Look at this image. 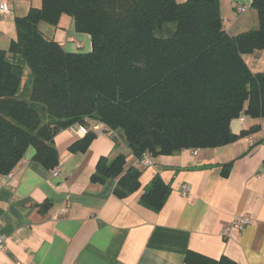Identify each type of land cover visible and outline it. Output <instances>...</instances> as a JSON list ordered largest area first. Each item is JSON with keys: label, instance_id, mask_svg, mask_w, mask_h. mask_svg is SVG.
I'll use <instances>...</instances> for the list:
<instances>
[{"label": "trees", "instance_id": "16d2710c", "mask_svg": "<svg viewBox=\"0 0 264 264\" xmlns=\"http://www.w3.org/2000/svg\"><path fill=\"white\" fill-rule=\"evenodd\" d=\"M15 19L17 38L0 50V177L33 160L47 170L60 163L55 137L83 126L87 133L69 151L85 153L102 125L137 159L217 149L259 132L235 134L241 117L264 119V73L242 58L264 50V0H252L258 27L227 33L220 0H41ZM91 37L92 51L68 53L40 29H59L64 18ZM127 157H101L91 181H117L125 200L142 188V171ZM231 163L223 165L226 170ZM172 188L157 175L141 195L154 212ZM186 264H237L189 251Z\"/></svg>", "mask_w": 264, "mask_h": 264}, {"label": "crops", "instance_id": "0c3cea01", "mask_svg": "<svg viewBox=\"0 0 264 264\" xmlns=\"http://www.w3.org/2000/svg\"><path fill=\"white\" fill-rule=\"evenodd\" d=\"M2 2L11 10L0 13V50L7 51L17 38L15 19L41 7L42 1ZM220 3L230 35L258 27L252 0ZM39 27L68 53L92 51L91 37L78 33L69 18L59 29ZM242 58L250 71L264 73V50ZM231 124L238 135L254 126L260 129L226 147L154 158L151 167H142L119 132L115 139L97 136L82 154L69 149L86 133L80 126L63 130L54 140L60 157L58 178L53 169L33 160L35 150L30 147L12 176L0 181V230L7 237L0 264H186L189 251L214 260L227 257L237 264H264V119L245 117ZM119 154L127 157L125 167L142 171L141 190L125 200L113 194L117 181L90 182L101 157L113 160ZM157 175L172 188L158 213L140 200ZM236 215H248L253 224L224 236Z\"/></svg>", "mask_w": 264, "mask_h": 264}, {"label": "built area", "instance_id": "2783aa9c", "mask_svg": "<svg viewBox=\"0 0 264 264\" xmlns=\"http://www.w3.org/2000/svg\"><path fill=\"white\" fill-rule=\"evenodd\" d=\"M245 8L240 9V12H244ZM0 13L2 14H9L11 13L10 7L8 6V3L2 2L0 5ZM245 119V117H241L238 119V121L243 122ZM81 130H83L85 133H87V130L85 127H81ZM92 130L94 131V133L97 136H103V135H111V132L108 134L106 133L104 127L102 125L96 124L95 126L93 125ZM261 133L263 134V139H264V124L261 127ZM195 154V152H193ZM140 163L142 164V167H151L152 165H154V157H152L149 154H145L143 159L140 160ZM60 171L58 169H53L52 170V174L54 177L59 176ZM12 176V173L6 177H0V181H3L4 179H8ZM3 183L0 182V185H2ZM184 194L187 195L188 191V187H184ZM253 224L252 220L250 219V217L248 215H236L232 222L226 227L224 228L223 234L224 236L228 237L230 236L231 232L233 230H237V231H245V229H247L246 227H249ZM7 249V237L1 232L0 230V252H4V250ZM18 264H22V263H18Z\"/></svg>", "mask_w": 264, "mask_h": 264}]
</instances>
